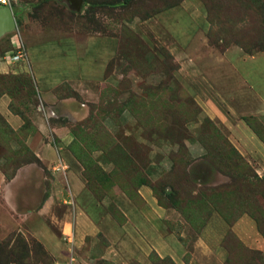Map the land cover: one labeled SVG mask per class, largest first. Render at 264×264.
<instances>
[{
	"label": "rangeland",
	"instance_id": "obj_1",
	"mask_svg": "<svg viewBox=\"0 0 264 264\" xmlns=\"http://www.w3.org/2000/svg\"><path fill=\"white\" fill-rule=\"evenodd\" d=\"M11 2L0 264H264V0Z\"/></svg>",
	"mask_w": 264,
	"mask_h": 264
},
{
	"label": "water",
	"instance_id": "obj_2",
	"mask_svg": "<svg viewBox=\"0 0 264 264\" xmlns=\"http://www.w3.org/2000/svg\"><path fill=\"white\" fill-rule=\"evenodd\" d=\"M70 6L78 9L82 0H67ZM16 20L11 6H0V37L4 34L15 30Z\"/></svg>",
	"mask_w": 264,
	"mask_h": 264
},
{
	"label": "trees",
	"instance_id": "obj_3",
	"mask_svg": "<svg viewBox=\"0 0 264 264\" xmlns=\"http://www.w3.org/2000/svg\"><path fill=\"white\" fill-rule=\"evenodd\" d=\"M11 4V8L13 10V14L15 16V20L16 22L18 23L19 22V16H20V10H18L17 7L13 6L12 5V2L10 3ZM16 35V34H15ZM24 52L25 53V49H24V45L22 42H20L18 45H15L14 43L11 44V49L8 51V53H10L11 55H15L17 54L18 52Z\"/></svg>",
	"mask_w": 264,
	"mask_h": 264
},
{
	"label": "built area",
	"instance_id": "obj_4",
	"mask_svg": "<svg viewBox=\"0 0 264 264\" xmlns=\"http://www.w3.org/2000/svg\"><path fill=\"white\" fill-rule=\"evenodd\" d=\"M5 5L10 6V0H0V6H5ZM24 58H25V53L20 52V51L15 55H11L10 53L7 52V55H6V60H9V61H18ZM72 260H73V257L70 255L69 264H72Z\"/></svg>",
	"mask_w": 264,
	"mask_h": 264
},
{
	"label": "crops",
	"instance_id": "obj_5",
	"mask_svg": "<svg viewBox=\"0 0 264 264\" xmlns=\"http://www.w3.org/2000/svg\"><path fill=\"white\" fill-rule=\"evenodd\" d=\"M3 96L6 97V98H4V99H7V95H6V96L3 95ZM0 99H3V98H0ZM4 99H3V100H4ZM3 100H2V101H3ZM2 101H1V102H2ZM3 103H5V101H4ZM1 105H2V103H1ZM4 105H5V104H4ZM3 107H4V106H2V107H0V108L4 109ZM5 108H6V107H5ZM4 115H5V113H4ZM7 223H8V224H11V221H7Z\"/></svg>",
	"mask_w": 264,
	"mask_h": 264
}]
</instances>
